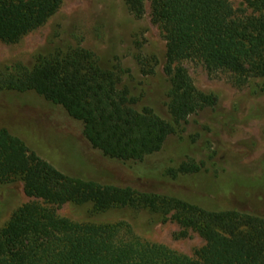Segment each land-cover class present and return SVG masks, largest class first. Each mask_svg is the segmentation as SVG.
<instances>
[{"label": "trees", "instance_id": "obj_1", "mask_svg": "<svg viewBox=\"0 0 264 264\" xmlns=\"http://www.w3.org/2000/svg\"><path fill=\"white\" fill-rule=\"evenodd\" d=\"M61 0H0V39L13 41L42 24ZM141 15L146 0H125ZM164 31L168 107L176 123L216 98L198 90L185 60L208 72L229 71L236 80L263 78L264 0H147ZM250 7V9L248 8ZM112 69L83 48L55 50L28 69L0 71V91H32L59 105L81 124L80 154L87 164L116 167L161 150L173 126L150 108L136 109ZM77 141V140H76ZM193 161L169 168L172 176L197 172ZM0 178L20 179L33 197L0 228V264H264V217L233 209H207L181 197L72 176L30 151L0 127ZM91 203L100 212L114 206L168 215L182 232L204 240L195 256L122 235L118 224L81 223L58 216L50 205Z\"/></svg>", "mask_w": 264, "mask_h": 264}, {"label": "rangeland", "instance_id": "obj_2", "mask_svg": "<svg viewBox=\"0 0 264 264\" xmlns=\"http://www.w3.org/2000/svg\"><path fill=\"white\" fill-rule=\"evenodd\" d=\"M232 1L236 6L248 5L245 0ZM165 44L163 28L147 0L141 15L125 0H61L39 26L13 41L0 39V71L15 65L30 69L39 56L55 50L75 47L93 53L101 67L117 74L119 87L128 90L136 109L150 108L174 128L161 150L144 160L110 168L87 164L80 154L81 124L32 91H0V127L65 174L175 195L207 209L264 217L263 78L238 81L229 71L208 72L197 61L180 62L194 86L213 95L216 103L176 123L168 107ZM186 161L200 169L175 177L167 172ZM32 200L20 179L0 178V228ZM50 206L72 221L118 224L123 236L193 257L204 244L194 230L184 234L170 214L130 206L97 212L88 202Z\"/></svg>", "mask_w": 264, "mask_h": 264}]
</instances>
